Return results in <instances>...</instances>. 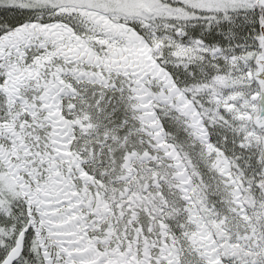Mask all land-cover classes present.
Wrapping results in <instances>:
<instances>
[{
    "label": "snow or ice",
    "instance_id": "1",
    "mask_svg": "<svg viewBox=\"0 0 264 264\" xmlns=\"http://www.w3.org/2000/svg\"><path fill=\"white\" fill-rule=\"evenodd\" d=\"M0 264H264V0H0Z\"/></svg>",
    "mask_w": 264,
    "mask_h": 264
}]
</instances>
